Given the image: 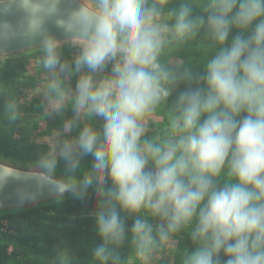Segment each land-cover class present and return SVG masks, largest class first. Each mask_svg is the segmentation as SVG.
I'll return each mask as SVG.
<instances>
[{
    "label": "clouds",
    "instance_id": "1",
    "mask_svg": "<svg viewBox=\"0 0 264 264\" xmlns=\"http://www.w3.org/2000/svg\"><path fill=\"white\" fill-rule=\"evenodd\" d=\"M167 2L77 0L62 10L61 0H20L25 34L39 37L41 63L51 74L46 87L53 108L71 99L75 117L33 170L0 164V185L30 181L36 192L46 188L58 199H83L92 188L101 240L92 255L99 264H120L121 212L141 210L162 221L154 237L151 224L135 219L131 231L142 260L158 240L188 229L195 247L184 264H264V0H204L205 15L197 17L184 2L169 13L174 23L161 26ZM53 18L76 38L72 64L61 59V46L46 27ZM200 29L216 47L202 74L161 63L169 31L183 43ZM109 63L110 74L97 79ZM74 73L75 95L66 97L62 76ZM181 82L186 87L172 104L174 139H142L147 118ZM80 113L99 117V129L85 124L75 137L65 135ZM7 115L17 119L15 102ZM85 155L93 160L88 171L80 167ZM61 161L65 171L58 175Z\"/></svg>",
    "mask_w": 264,
    "mask_h": 264
},
{
    "label": "trees",
    "instance_id": "2",
    "mask_svg": "<svg viewBox=\"0 0 264 264\" xmlns=\"http://www.w3.org/2000/svg\"><path fill=\"white\" fill-rule=\"evenodd\" d=\"M184 2L192 5L193 17L205 15L201 7L204 0H168L159 20L165 15L166 24L172 25L174 18L169 13ZM168 40L171 43L165 44L160 57L161 63L174 70L183 71L186 68L193 76L202 74L205 63L216 51V47L212 46L210 39L204 35L203 29L183 43L173 38ZM73 51H76L74 55L79 54L78 47H60L61 59L69 62ZM32 56H39L42 59L43 53L37 49L0 58V115L7 113V106L12 102L16 104L17 113L21 114L31 113L39 104L40 100L34 94H25L22 87L21 78L27 70L28 58ZM111 66L109 63L105 71H110ZM101 75V73L98 74L96 78H101ZM185 87L186 84L183 82L178 84L168 100L156 108L152 115L161 117V122H156L151 117L147 118V130L142 139L158 143L156 132L161 133L164 130L162 126L172 116V104ZM72 117L74 119L75 115ZM87 118L89 117L85 114L79 116L77 125L73 128L74 134L77 135L85 124L99 129L102 123L99 117H93L98 121L97 124L87 122ZM11 129L12 127L0 126V157L26 164L35 162L41 154L49 150L43 142L17 140L13 137ZM92 163V157L85 155L80 161L81 170H90ZM57 171L64 173L62 161L58 163ZM97 199L93 189L89 188L83 199L71 196L28 208L0 212V264H99L92 255L93 248L101 243L93 217ZM121 217L125 222V239L117 249L120 264H141L140 258L136 257V245L133 242L134 233L131 231L133 223L135 219L140 218L151 224L160 218L150 215L145 210L132 215L121 212ZM2 220H5L6 224ZM153 236L156 237L155 230H153ZM9 247H11L10 252H8ZM194 247L189 230L181 229L180 232L170 236L169 246H166V242L164 244L158 240V247L149 256L147 262L149 264H184L185 256ZM165 252L168 255H161ZM132 254L135 257L131 260Z\"/></svg>",
    "mask_w": 264,
    "mask_h": 264
},
{
    "label": "rangeland",
    "instance_id": "3",
    "mask_svg": "<svg viewBox=\"0 0 264 264\" xmlns=\"http://www.w3.org/2000/svg\"><path fill=\"white\" fill-rule=\"evenodd\" d=\"M165 18V19H164ZM166 16L163 15V18L159 20V23L161 26H169L166 24ZM168 39L173 38V34L169 31L167 34ZM66 47H76L74 44H68L65 45ZM62 47V46H61ZM76 51H73L72 55H70L69 58V64H72V60L75 59L76 55H74ZM41 58L39 56H32L28 58V61L26 63L27 70L24 72V76L22 79V87L25 94H34L39 101V104L34 108V110L31 113L27 114H21L17 113V119L14 121H11L8 119L7 113L5 115H0V126L4 127H12V135L17 140H24V141H33L36 140L37 142H43L45 143L48 148L52 146V144L55 142L57 138V133H63L64 131V125L71 120L75 114L73 111V102L71 99H65L63 102V107L56 111L53 108V99L54 95L51 94L47 87L46 82L51 79V74L43 68L41 63ZM111 71V70H110ZM110 71H105L101 73L103 75L110 74ZM79 73H74L71 76H62V80H64V77L66 78L63 82L65 87V95L66 97H73L75 95V86H76V80L78 78ZM84 113H80V115H83ZM155 120L156 122H161V117L152 115L150 116ZM87 122H92L93 124H97L98 121H96L93 117H89L86 119ZM170 121L165 123L162 128L164 130L160 133L159 131L156 132V136L158 139V143H163L165 140L168 139H174V137L171 135V129H170ZM97 122V123H96ZM148 122V121H147ZM147 130V128H146ZM67 136L75 137L76 134H74V131L72 130L71 133L65 134ZM2 159L11 161L16 164L20 165H26V166H32L35 165V162L32 163H21L18 161L10 160L7 158L0 157ZM57 174H62L57 171ZM4 224L5 220H2ZM162 223L161 220H154L151 225L153 226V230L157 232V225ZM166 242V246H169L170 244V237ZM11 251V247L8 248V252ZM161 255H168L167 252L162 253ZM134 254L130 256L131 260L133 259ZM138 257V255H136ZM140 258V257H138ZM148 259L142 260L139 259V262L141 264H149Z\"/></svg>",
    "mask_w": 264,
    "mask_h": 264
},
{
    "label": "water",
    "instance_id": "4",
    "mask_svg": "<svg viewBox=\"0 0 264 264\" xmlns=\"http://www.w3.org/2000/svg\"><path fill=\"white\" fill-rule=\"evenodd\" d=\"M76 2L77 0H61L60 8L63 10L73 7ZM5 25L9 28H5ZM46 27L60 46L74 44L76 38L57 28L54 18L47 22ZM25 28L26 16L20 7V0H0V58L40 49L39 37H27ZM0 164L11 165L21 171L34 169V165H20L2 158H0ZM31 192H36V189L30 181L9 180L0 185V212L28 208L58 199L46 188L36 192L33 198H29L26 194ZM65 197H71V195L66 194L63 198Z\"/></svg>",
    "mask_w": 264,
    "mask_h": 264
}]
</instances>
